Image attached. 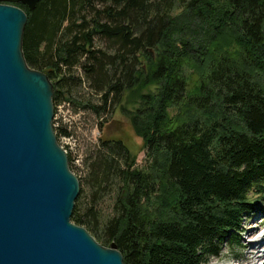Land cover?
I'll return each instance as SVG.
<instances>
[{
  "label": "trees",
  "instance_id": "obj_1",
  "mask_svg": "<svg viewBox=\"0 0 264 264\" xmlns=\"http://www.w3.org/2000/svg\"><path fill=\"white\" fill-rule=\"evenodd\" d=\"M0 1L26 10L25 59L55 82V104L67 81L80 80L61 76L63 67L71 72L77 64L100 96L92 106L99 115L120 104L126 90L161 84L155 97L144 95L150 106L132 122L153 160L161 149L167 152L164 182L150 172L155 166H135L122 140L105 139L106 151L88 177L92 197L80 204V189L72 221L105 244L115 243L125 264H214L225 245L237 247L245 216L264 201V0H223L220 12L213 8L211 23L229 29L232 48L218 51L193 92L179 75L183 62L174 65L187 44L171 38L180 18L175 4L209 14L210 0H40L32 11L16 0ZM98 37L105 48L97 47ZM159 45L163 50L146 65L144 56ZM185 99L197 111L218 108V114L168 121L167 108ZM154 111L163 119L142 123ZM166 182L177 195L179 216L149 221L143 200L158 195ZM108 188L115 203L113 214L103 218L97 203Z\"/></svg>",
  "mask_w": 264,
  "mask_h": 264
},
{
  "label": "water",
  "instance_id": "obj_2",
  "mask_svg": "<svg viewBox=\"0 0 264 264\" xmlns=\"http://www.w3.org/2000/svg\"><path fill=\"white\" fill-rule=\"evenodd\" d=\"M27 21L0 3V264H124L71 221L80 183L53 128V83L23 55Z\"/></svg>",
  "mask_w": 264,
  "mask_h": 264
},
{
  "label": "rangeland",
  "instance_id": "obj_3",
  "mask_svg": "<svg viewBox=\"0 0 264 264\" xmlns=\"http://www.w3.org/2000/svg\"><path fill=\"white\" fill-rule=\"evenodd\" d=\"M16 1L18 2L19 0ZM177 2L175 4V10L177 12H175L176 16H180V18L178 20V25L174 27L175 29L173 30L171 38L174 41H184L187 44L184 46L185 52L183 53V57H176L174 65L176 68L178 61L183 62L179 75H183L187 78L188 90L193 92L197 89L199 79L208 72L211 61L218 55V51L224 49L225 52L227 48H232L233 34L228 33L229 29L227 27L224 28L220 25L221 29L219 30L211 23V18L217 16L213 8L215 7V10L220 8L224 4L223 0H210V4L212 3V7H210L211 12L209 14L202 12L200 14L201 16L198 15L197 12L187 11L186 6L182 5L183 3L180 4ZM0 3L5 2L0 1ZM11 5L17 6L16 4ZM220 11L221 9H218V12ZM186 29L188 31H186ZM96 45L97 47L105 48L107 43L102 38L98 37L96 39ZM150 50L151 53L147 55L148 57L144 56L146 57V65L151 62V58H156V54L158 55L163 50V45H159L154 50ZM22 51L24 55L23 45ZM232 54L238 62L241 61L240 57L235 54L234 49ZM82 61H84V58H81V62ZM247 63L248 61H246L245 64H241L246 68ZM175 68H173V70ZM65 74L75 75L80 78V80H77L76 83L67 81L66 86L64 83L65 96L58 101L57 104L54 103L53 98V128L59 146L65 151L68 157L69 168L78 177L80 189L82 188L83 190V197L80 200V204L82 202L85 204L86 201L92 197L90 187L88 186L90 184L88 177H90L92 164L97 160L102 151H106L105 147L102 145V141L105 139L122 140L129 149L135 166L138 168H150L152 165L155 166L156 168L153 167L152 170L150 168V172H152L155 177L159 178V180L161 179L159 182H164V177L162 176L167 162V152L161 149V151L157 152L158 160H153V158L149 156V149L143 137L138 134L132 122L133 116L140 115L142 112L140 110L145 109L146 111L150 106L146 103L144 95L150 94V96L155 97L160 90L161 84H149L138 89L126 90L120 104L109 107L99 115L92 106L100 104V96L97 94L95 88L90 85L82 67L77 64V66L72 67L71 72L68 71V68L63 67L60 75L65 76ZM55 79L57 82V78ZM50 81L53 83V90H55V82L51 78ZM186 100L187 99L182 103H176L167 108L165 116L168 121H183L195 115L203 118L206 117L204 115V113H206L204 110L202 112L197 111L195 106L193 107L191 104L192 102ZM145 111L141 114L142 116L145 114ZM206 114L215 116L218 114V108H213L211 112H207ZM159 115L158 111H154L153 115L150 114L142 117V119L144 118L142 123H154L156 122V118L157 121L163 119L162 115H160L161 117H159ZM62 137H67L68 139L66 138V141L61 140ZM164 184L165 183H162L163 186H161L160 191L156 193L158 195L149 196L148 199L143 200V208L148 214L149 221L158 218L171 220L179 216V214L175 212L176 203L174 199L177 198L175 190L168 182H166L167 185ZM113 188L115 189V186H113ZM115 196L114 191L108 188L107 193L98 199L97 208L101 211L103 218L113 214ZM78 198L79 195L76 201ZM241 227V243L235 248L225 245L220 257L212 258L214 264H260L259 257L257 256L259 255L257 252L258 247L255 248L248 237L251 235L252 237L258 236L264 231V201L262 199L256 201L254 204V211L245 216ZM88 232L104 246L110 247L115 244H105L103 240L98 238L95 232H92V230H88Z\"/></svg>",
  "mask_w": 264,
  "mask_h": 264
},
{
  "label": "bare ground",
  "instance_id": "obj_4",
  "mask_svg": "<svg viewBox=\"0 0 264 264\" xmlns=\"http://www.w3.org/2000/svg\"><path fill=\"white\" fill-rule=\"evenodd\" d=\"M251 243L254 244L255 248L258 247L259 263L264 264V231H262L258 236L248 237Z\"/></svg>",
  "mask_w": 264,
  "mask_h": 264
},
{
  "label": "built area",
  "instance_id": "obj_5",
  "mask_svg": "<svg viewBox=\"0 0 264 264\" xmlns=\"http://www.w3.org/2000/svg\"><path fill=\"white\" fill-rule=\"evenodd\" d=\"M57 125H58V123H57ZM66 138H67V137H65V138H64V137H62V139H61V140H65V141H66ZM67 139H68V138H67Z\"/></svg>",
  "mask_w": 264,
  "mask_h": 264
}]
</instances>
